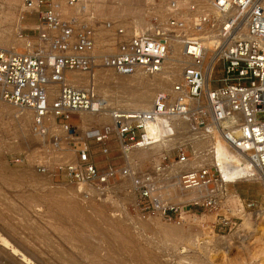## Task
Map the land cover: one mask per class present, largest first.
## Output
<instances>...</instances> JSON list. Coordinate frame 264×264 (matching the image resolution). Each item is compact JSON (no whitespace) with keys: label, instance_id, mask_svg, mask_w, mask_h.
I'll return each instance as SVG.
<instances>
[{"label":"built area","instance_id":"1","mask_svg":"<svg viewBox=\"0 0 264 264\" xmlns=\"http://www.w3.org/2000/svg\"><path fill=\"white\" fill-rule=\"evenodd\" d=\"M164 2L166 18L160 19L156 14L148 20V26L131 34L117 28L115 49L94 56V29L85 16L62 18L55 0H24L23 11L36 14L34 29L45 46L27 42L26 49L0 47V99L32 113V130L44 138L51 156L59 159L53 165L55 174H61L69 183L90 185L100 196H106L121 173L128 177L130 191L135 194L134 211L143 216L160 212L165 220H171L178 210L181 218L183 211L169 205L160 191V184L165 183L162 173L172 163L181 168L173 175L166 172L167 179L177 174L181 188L195 189L201 194L200 201L192 204L208 208L222 206L219 182L232 183L221 175L217 160L197 162L201 156L208 157L212 147H206L204 153L195 148L190 151L188 147L193 143L219 139L248 161V172L243 179L254 178V168L264 174V8L261 0H210L219 12L230 13L224 18L219 34L222 41L217 61L223 62L222 77L218 80L220 85L213 87L205 83L208 65L204 61L201 32L214 19L199 7L206 0ZM179 2H187L181 8L190 14L189 20L184 13L178 14ZM112 26L113 23H106L107 29ZM170 36L177 38L182 46L185 64L180 79L159 90L150 108L119 107L111 114L112 130L103 126L90 132L102 155H108V142L113 136L122 158L119 167H99L86 143H82L85 137L70 124L74 111H99V105L98 108L94 105L92 92L66 82L65 72H89L100 63L121 75L159 73L168 53ZM53 83H59L58 93L49 100ZM157 122L170 129L159 138L172 136L171 124L182 122L185 131L179 128L177 133L185 132L188 139L172 148L170 156L165 155L152 172L138 174L135 168L126 166L125 154L157 142L147 132ZM22 159L25 158L20 156L14 161L19 163ZM48 167L38 165L41 171ZM227 167L234 166L228 163ZM223 213L228 217V212ZM220 220L229 221L226 217Z\"/></svg>","mask_w":264,"mask_h":264},{"label":"rangeland","instance_id":"2","mask_svg":"<svg viewBox=\"0 0 264 264\" xmlns=\"http://www.w3.org/2000/svg\"><path fill=\"white\" fill-rule=\"evenodd\" d=\"M23 1L14 0L10 4L0 0V42L3 43L0 47L26 49L27 42L45 46L34 29L37 16L23 11ZM55 1L62 18L72 14L79 18L81 15L91 22L97 54L115 49L117 28L122 27L131 34L148 26V20L156 14L160 19L166 18L164 0H130V3L125 0H78L79 13H73L66 0ZM178 5L180 8L185 6L181 2ZM208 8L206 6L204 10L209 11ZM107 22L113 23L110 29L106 28ZM218 30L219 24H216L210 37L218 39ZM210 56L205 58L206 61L210 62ZM222 65V60L217 61L211 71L210 85L213 87L220 85ZM92 69L96 75L91 82L94 84L93 100L100 103L103 114L72 115L70 124L85 137L82 143H86L99 167H119L122 158L114 137L108 142V155H102L90 132L103 126L110 128L111 113L119 107L128 109L111 95L110 88L120 77L105 72L100 63ZM101 70L103 76H98ZM173 82L156 92L169 88ZM0 105L10 108H4L10 113L0 114V264H264V213L261 214L264 212V189L260 182L228 184L225 194L237 199H222V206L208 208L191 203V194L179 190L175 174L171 183L160 184V191L166 192L169 205L183 209L181 218L179 210L171 220H165L158 213L143 216L132 207L135 194L130 191L128 177L120 176L112 183L109 198L107 195L92 196L87 187L79 191V186L65 184L68 181L52 171L59 159L51 156L44 138L34 133L31 117L24 125L18 120L20 114L13 115L18 108ZM179 128L185 131V125ZM174 133L170 139L174 141L168 144L171 148L163 156L188 139L185 132ZM206 147L209 143H193L188 149L195 148L204 153ZM160 152L163 149L125 154L126 166L131 170L135 168L138 174L150 173L162 160ZM20 156L25 159L15 162ZM39 164L49 167L41 171ZM224 211L228 212V217ZM242 215L251 218L249 228L239 229L243 223ZM194 217L196 221H193ZM223 217L229 221L222 223L220 218ZM180 229L186 236L184 240L178 239L179 233L175 237Z\"/></svg>","mask_w":264,"mask_h":264},{"label":"bare ground","instance_id":"3","mask_svg":"<svg viewBox=\"0 0 264 264\" xmlns=\"http://www.w3.org/2000/svg\"><path fill=\"white\" fill-rule=\"evenodd\" d=\"M6 1L11 4L12 1H14V0H6ZM69 1L70 0H66L67 7L70 8L73 13L74 12L75 13H79L80 4H79L78 0H77L76 3H72V4H70ZM125 1H126V3H130V0H125ZM181 3H184V5H186L187 2H181ZM206 3H207V5H206ZM261 4H262V6L264 8V0H261ZM199 5H200L199 7L203 8V9H205L206 6L209 7L208 9H210V10L207 11V12L209 14H211V16L214 17V19H216L214 24L215 25L219 24L218 33L216 32L218 39H216L215 37H212L213 35L211 33L213 27L215 26V25H213L214 19L212 20V25L210 27H207L206 30L203 29L204 32H201L203 34L204 61L208 65V70H207L208 74L206 73L205 83L209 85V83H210V74H211V71H212V66L218 60L219 56H217V54L219 55L221 53V49L219 48V45L221 44V41H222L221 37L219 35L220 34L221 25L223 23L224 18L227 15H229L230 13H221V12H219L218 10H216L211 5L210 0H206V2L204 4L203 3H199ZM124 9L125 8H121L122 11H125ZM57 11L59 12V8H58ZM181 11H182V9H180V12L178 14H180ZM232 11H234V10H232ZM60 12H59V14H60ZM185 15H186L185 19L189 20L191 18L189 13L185 14ZM136 32H137V30H136ZM150 32H152V30H150ZM0 35H2V33ZM210 35H212V36L210 37ZM28 39H30V38H28ZM39 39H40V36H39ZM73 39H75V37H73ZM0 44H3L2 41L0 42ZM94 44H95L94 56H95L97 54V49H96L97 48V43H96L95 38H94ZM178 50H179V52H178ZM210 54H211L210 62H208V61H206L205 58L208 55H210ZM184 64H185V62H184V59H183V56H182L181 43H180V41L177 38H175L173 36H170L168 53H167V56H166L165 61L163 63V69L159 73H156V74H154V73L153 74H145L143 72H136L135 74H132V75H121V74L115 73L109 67L103 66V68L105 69L104 70L105 72L106 71L109 72V73L111 72V74L113 73L118 78L120 77L118 82H115V85H113L112 88H110V90L112 91L111 95L115 99H118L119 100L118 102L124 103L125 104V108L131 109V108H150L152 106V104H153L154 92H156L157 89L160 88V87L164 88V87L168 86L167 84H170L173 81H178L180 79L181 66L184 65ZM165 65H166V70L164 69ZM164 70H165V72L163 73ZM93 71H94L93 69L90 70V72H81V71H78V70L66 71L65 72V81L70 83V84H72V85H74V86H76V87H78V88H80V89L89 90L90 92H92V94H94V91H93L94 84L91 83V82H92V78H95L96 75L94 74ZM102 73L103 72L101 70V73L98 74V76L99 75L103 76ZM85 74H87V75H85ZM158 74H161V75L158 76V77L155 76V75H158ZM58 85H59V83H53L52 90H51V92L49 94V100H52V99H54L57 96ZM93 98H95V95H93ZM0 103H4V104H7V105H9L11 107L18 108L19 111L15 112L13 115L15 116V114H20L18 116V120L21 123H23L24 125H26V120L29 119L30 117H31V120H32V113L29 112L28 110H26L24 108H20V107L14 106L12 104H8V103L4 102L1 99H0ZM94 105H96L97 108H98V105H99V108H100L99 111L98 110L97 111L77 110V111H74L72 113V115H78L80 117H89L90 115H92V116L102 115L103 114L102 113L103 112V108L100 105V103H97L96 101H94ZM4 108H6V107H3V106L0 105V114L1 115L4 114V111L7 114L10 113L9 110H4ZM7 108H9V107L7 106ZM11 110H12V108H11ZM86 119L87 118H85L84 120H86ZM111 119H112V117H111ZM161 123H163V122H161ZM161 123L157 122L154 126H150V127L147 128L148 134L152 135L155 138H157L156 139V140H158L157 142H154L153 144H151L149 146L134 148L131 151L127 152L126 154H128L130 156V154L131 153L133 154V152H135V151H139V152L142 153L144 151H149V150H152V151L156 152L157 150H160V149L162 150L163 149V152L162 153L160 152L161 155L159 156L160 159H162L164 157L163 153L171 148L168 144H170V143L172 144V141H174V140H170V139H172V137L174 135H172L170 137L167 136L166 138H159L162 134L168 133V130H170L168 128H165L164 125L161 124ZM183 124L184 123H182V122H173L171 124V130L173 131V133H174V130H175L176 132L174 134H179V133H177L178 132L177 130H179V127L181 125H183ZM111 126H113V119H112V125ZM207 143H209V147L210 146L212 147V150L210 151V155L208 157H206V158L204 156H201L200 159L199 158L197 159V162H200L201 159L202 160L205 159L206 162H210V163L213 162L214 163L217 160V162L219 164V167H220L219 169H220V172H221V175L223 176V178L226 181H231L232 182V183H228V182L227 183H223L222 181L219 182V188H220V195L219 196H220L221 199H226V200H235V199H237L236 196L225 194L226 191H227L226 190V185H228V184H234V183L242 182V181H257V182H260L262 184V187L264 189V174L262 172H260L257 168H254V178H250V179H243L242 178V177H244L246 175V172H248V168H249L248 161L246 160V158L239 157L233 151L228 149V147L219 139H215L214 141L210 140ZM198 144H199V142H198ZM228 163H230V164H232L234 166L233 169H228V167H227ZM190 164H187V165H190ZM180 168L176 164H171V166L166 171H164L162 173L163 174V178L164 179L166 178L165 179V183H168V184L171 183V181L174 178V176H172L170 179H167L168 177L166 175L167 174L166 172L175 173ZM52 171L55 173L54 169ZM119 176H123V175L120 173ZM238 178H242V179H238ZM175 179H177V181H178V175L177 174L175 175ZM65 184L79 186V188H78L79 191H84L83 187H87V188L91 189L92 196H93V194L96 195L97 197H98V195H100V193L97 192L90 185L72 184V183H69V182H67ZM178 187H179V190L191 194V196H192L191 203L200 201L201 194L199 192H197L195 189H191V190L183 189V188H181L179 186V181H178ZM161 193L165 197V200H166V198H167L166 197L167 196L166 192L161 190ZM109 197H110L109 193L107 192V197L106 198H109ZM66 202H68V201H66ZM134 203H135V201H134ZM222 203H224V200L222 201ZM66 207H68V205H66ZM135 211L137 213H139L136 209H135ZM230 212L232 213L233 211L230 210ZM157 213L161 215L160 212H157ZM263 213L264 212H262L261 214H263ZM101 220H102V217H101ZM103 220H104V218H103ZM196 220H197V218L194 217L193 221H196ZM108 223H109V221H108ZM250 224H251V218L248 217L247 215H245V216H243L242 226L239 229L249 228ZM176 230H175V232H176ZM177 233H179L180 234L179 236H181V237L178 236V239H182V238H183V240L185 239L186 236L181 234V229L176 232L175 237L177 236ZM165 234H167V233H165ZM170 234H172V233L170 232ZM174 234L175 233L173 232L172 235H174ZM174 239H172V241ZM75 240H76V238H75ZM85 240L87 241L86 238H85ZM87 242L91 243V240H88Z\"/></svg>","mask_w":264,"mask_h":264}]
</instances>
